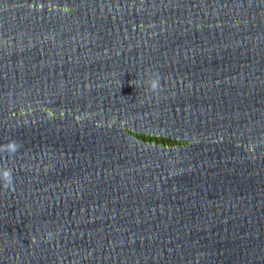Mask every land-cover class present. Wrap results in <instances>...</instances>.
Segmentation results:
<instances>
[{
  "label": "water",
  "instance_id": "95a60500",
  "mask_svg": "<svg viewBox=\"0 0 264 264\" xmlns=\"http://www.w3.org/2000/svg\"><path fill=\"white\" fill-rule=\"evenodd\" d=\"M263 51L264 0H0V170L14 188L151 101ZM13 188L0 180V198Z\"/></svg>",
  "mask_w": 264,
  "mask_h": 264
},
{
  "label": "clouds",
  "instance_id": "9594fccd",
  "mask_svg": "<svg viewBox=\"0 0 264 264\" xmlns=\"http://www.w3.org/2000/svg\"><path fill=\"white\" fill-rule=\"evenodd\" d=\"M150 87L153 91L159 88V78L152 79L149 81ZM17 146L13 145L12 151H15ZM0 180H3L4 187L13 188V176L11 169L0 170ZM14 190V188H13Z\"/></svg>",
  "mask_w": 264,
  "mask_h": 264
}]
</instances>
